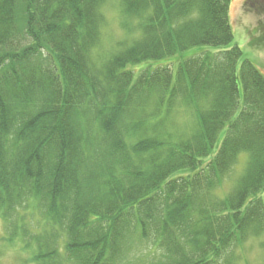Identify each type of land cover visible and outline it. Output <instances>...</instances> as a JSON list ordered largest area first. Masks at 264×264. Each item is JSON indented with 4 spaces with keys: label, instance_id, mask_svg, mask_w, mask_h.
Here are the masks:
<instances>
[{
    "label": "trees",
    "instance_id": "trees-1",
    "mask_svg": "<svg viewBox=\"0 0 264 264\" xmlns=\"http://www.w3.org/2000/svg\"><path fill=\"white\" fill-rule=\"evenodd\" d=\"M108 1L0 0L1 240L28 264H121L133 234L149 264H233L264 235V75L231 0H119L138 36L97 65Z\"/></svg>",
    "mask_w": 264,
    "mask_h": 264
},
{
    "label": "rangeland",
    "instance_id": "rangeland-1",
    "mask_svg": "<svg viewBox=\"0 0 264 264\" xmlns=\"http://www.w3.org/2000/svg\"><path fill=\"white\" fill-rule=\"evenodd\" d=\"M102 13L104 18L101 25V44L97 53L93 56V62L97 65L104 62L107 54L117 49L115 48L116 43L124 42L127 44L131 42L130 38L138 36L137 31L132 32L137 24V19L135 17L127 19L122 17L119 0H109L102 8ZM228 16L233 31L234 42L242 49L243 58L250 60L264 75V49L261 47H249L251 38L257 36L259 31L264 30V26H260V28L258 26L263 18L261 15L253 12L250 7L245 6V0H231ZM141 68V65H137L128 69H132L134 74H138ZM174 69L176 70V68ZM194 123L192 119L191 124ZM244 160V156L239 157L237 163L225 179L224 185L228 181L236 179L242 172L245 166ZM221 192L222 188L217 190L216 193L219 194ZM24 214L25 222L31 225V232L38 234L42 231L44 233L48 231V227L44 225L40 213L36 208H27ZM2 236H6V231L3 225L0 224V264H28L23 261L25 259L24 252L18 246L5 245V242L1 240ZM156 254L157 251L154 250L152 243H148L140 239L136 234H133L126 244L121 264H149ZM233 255V264L264 263V235L260 234L258 237L250 236L242 244H237Z\"/></svg>",
    "mask_w": 264,
    "mask_h": 264
},
{
    "label": "flooded vegetation",
    "instance_id": "flooded-vegetation-1",
    "mask_svg": "<svg viewBox=\"0 0 264 264\" xmlns=\"http://www.w3.org/2000/svg\"><path fill=\"white\" fill-rule=\"evenodd\" d=\"M245 6L250 7L256 14L259 13L263 18L259 25H264V0H245Z\"/></svg>",
    "mask_w": 264,
    "mask_h": 264
}]
</instances>
